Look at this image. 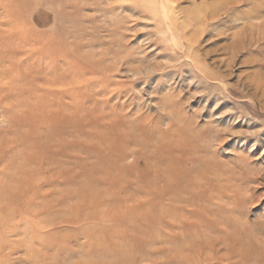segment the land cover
I'll return each instance as SVG.
<instances>
[{
  "label": "rangeland",
  "instance_id": "374dc122",
  "mask_svg": "<svg viewBox=\"0 0 264 264\" xmlns=\"http://www.w3.org/2000/svg\"><path fill=\"white\" fill-rule=\"evenodd\" d=\"M4 13L30 42L19 87L75 117L28 134L54 146L0 212V264H264V0H0Z\"/></svg>",
  "mask_w": 264,
  "mask_h": 264
},
{
  "label": "bare ground",
  "instance_id": "6f19581e",
  "mask_svg": "<svg viewBox=\"0 0 264 264\" xmlns=\"http://www.w3.org/2000/svg\"><path fill=\"white\" fill-rule=\"evenodd\" d=\"M9 6L11 7L7 2V7L10 8ZM14 25L11 13L0 15V27L4 26L3 28H5L3 33L0 28V150H8L7 160L2 167V170L7 172L0 179V203L4 204L0 208L2 209L0 212L5 214L12 211L10 206L15 200L28 196L30 193L26 190L27 179L30 177L26 168L32 162L43 160L41 156L38 159L36 150L50 151L54 146L44 139L39 144L40 149L34 148L28 143V134L31 136L42 125L45 129L43 135L45 137L53 133L62 134L64 126L74 128L73 119L75 117L74 110L66 114L63 110L51 109L52 105L49 103L52 102H44L45 91L25 90L24 87H19L20 85L27 86L29 81L27 79L32 73V71L23 69V64L19 59L23 50L30 48V42L25 38L15 40V36L12 35ZM18 74H21V77L16 79ZM36 77L42 84L49 82L38 74ZM31 99H35L39 103H35ZM25 126L30 129L28 133L22 131ZM13 148H17L19 151L15 153L12 151ZM30 150H35L33 154H37V157L32 156L29 153ZM16 159L19 161L17 162ZM3 225L4 223L0 220V228ZM90 259L96 258L90 257ZM85 262L81 264H87ZM98 264H102V262L98 261Z\"/></svg>",
  "mask_w": 264,
  "mask_h": 264
}]
</instances>
